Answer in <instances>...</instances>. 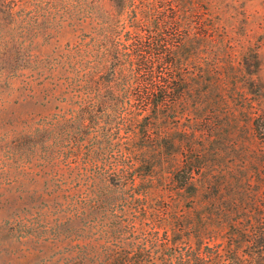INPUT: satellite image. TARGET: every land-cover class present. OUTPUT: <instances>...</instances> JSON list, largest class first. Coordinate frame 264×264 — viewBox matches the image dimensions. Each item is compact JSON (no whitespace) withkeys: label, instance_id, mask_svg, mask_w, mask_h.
Returning <instances> with one entry per match:
<instances>
[{"label":"trees","instance_id":"trees-1","mask_svg":"<svg viewBox=\"0 0 264 264\" xmlns=\"http://www.w3.org/2000/svg\"><path fill=\"white\" fill-rule=\"evenodd\" d=\"M69 1L83 23L59 57L66 106L44 118L53 164L78 183L58 186L59 240L67 239L59 264L264 259V225L238 219L219 185L196 181L202 140L216 127L179 125L174 134L170 125L185 115L209 122L234 96V44L211 0ZM166 163L171 193L160 182Z\"/></svg>","mask_w":264,"mask_h":264},{"label":"rangeland","instance_id":"rangeland-1","mask_svg":"<svg viewBox=\"0 0 264 264\" xmlns=\"http://www.w3.org/2000/svg\"><path fill=\"white\" fill-rule=\"evenodd\" d=\"M211 4L234 44L232 70L238 81L229 97V111L223 109L209 122L185 115L170 125L174 134L179 125L216 127L202 140L203 167L196 181L219 185L223 197L237 202L234 215L262 230L264 0ZM79 23L83 22L69 0H0V264H59L67 242L58 234L62 220L58 186L78 183L71 170L62 175L53 164L49 150L54 138L44 136V118L66 106L58 98V63L61 51L80 35ZM170 167L166 163L167 171L159 177L168 193L176 185ZM200 198L207 199L203 193ZM253 264H264V259Z\"/></svg>","mask_w":264,"mask_h":264}]
</instances>
